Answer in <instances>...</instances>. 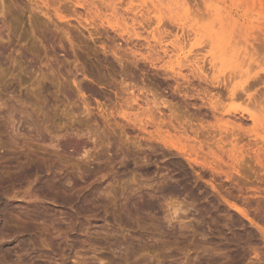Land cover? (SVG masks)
<instances>
[{
	"label": "rangeland",
	"instance_id": "1",
	"mask_svg": "<svg viewBox=\"0 0 264 264\" xmlns=\"http://www.w3.org/2000/svg\"><path fill=\"white\" fill-rule=\"evenodd\" d=\"M0 150L11 263L264 264V0H0Z\"/></svg>",
	"mask_w": 264,
	"mask_h": 264
},
{
	"label": "bare ground",
	"instance_id": "2",
	"mask_svg": "<svg viewBox=\"0 0 264 264\" xmlns=\"http://www.w3.org/2000/svg\"><path fill=\"white\" fill-rule=\"evenodd\" d=\"M51 4V3H50ZM111 25V24H110ZM9 26H11V25H9ZM113 28V27H112ZM89 29V28H88ZM95 29V28H94ZM99 31H100V29H99ZM140 121V120H139ZM172 124V123H171ZM171 127V126H170ZM195 130V129H194ZM230 134V133H229ZM239 134H241V133H239ZM216 135V134H215ZM241 136V135H240ZM235 137V136H234ZM206 138V137H205ZM208 139V138H207ZM240 139V138H239ZM209 140H211V139H209ZM240 140H242V139H240ZM191 141V140H190ZM203 141H205V140H203ZM240 142V141H239ZM196 143H198V142H196ZM204 143V142H203ZM230 143H231V141H230ZM211 144H213V143H211ZM214 146V145H213ZM2 147V146H1ZM214 148H216V147H214ZM5 151V150H4ZM243 151V150H242ZM256 151V150H255ZM7 152V151H6ZM6 152L4 153V152H2L1 150H0V159H3V158H5V156H6ZM8 154V153H7ZM261 155V154H260ZM263 156V155H262ZM13 157V156H12ZM14 158V157H13ZM8 159V158H7ZM15 160H16V158H15ZM245 160V159H244ZM241 161V160H240ZM2 162V161H1ZM9 162H10V160H9ZM13 162V161H12ZM17 162V161H16ZM19 162V161H18ZM9 165V164H8ZM14 166V165H13ZM16 166V165H15ZM2 168V167H1ZM10 168V167H9ZM25 168V167H24ZM8 171V170H7ZM24 171H25V169H24ZM29 171V170H28ZM38 171V170H37ZM0 172H2V171H0ZM12 172V171H11ZM10 172V173H11ZM20 172V171H19ZM21 172H22V170H21ZM20 172V174H22ZM9 173V172H8ZM9 173V174H10ZM2 174V173H1ZM5 174V173H4ZM27 175V174H26ZM7 176V175H6ZM4 178V177H3ZM1 179V178H0ZM5 179V178H4ZM66 180V179H65ZM1 181V180H0ZM5 181H7V180H5ZM51 186V185H50ZM8 188V187H7ZM6 189V188H5ZM4 189V190H5ZM50 189V188H49ZM1 190V189H0ZM3 190V191H4ZM42 190V189H41ZM45 190V189H44ZM7 191V190H6ZM9 192V191H8ZM41 193H42V191H40ZM44 193H45V196L46 197H49V198H51V197H53L54 195L51 193V191L49 192H46V191H44ZM44 195V194H43ZM2 196V194H0V204H1V206H0V243H1V241L6 237V236H8L7 234H9L8 232H11L12 230H15V229H13L12 228V230L10 229V227H12L11 226V224H9V222H12V221H10V220H12V218L13 219H16V214H14L15 212H13V209H14V204H12L10 201H7L8 199H6L5 200V198H2L1 197ZM60 197V196H59ZM55 200V199H54ZM66 200V199H65ZM5 203L4 205H3V207H2V203ZM65 204V203H64ZM19 205V204H18ZM18 207V206H17ZM23 207V206H22ZM150 207V206H149ZM16 208V207H15ZM18 208H16V210H17ZM21 209V208H20ZM23 209V208H22ZM27 209V208H26ZM24 210V209H23ZM19 211V210H18ZM33 211V210H32ZM24 212V211H23ZM41 212V211H40ZM26 213V212H25ZM30 213V212H29ZM31 213H33V212H31ZM19 215V214H18ZM34 215V214H33ZM15 217V218H14ZM18 218V217H17ZM19 219V218H18ZM24 219V218H23ZM25 220V219H24ZM15 221V220H14ZM16 223H18V222H16ZM13 224V223H12ZM128 224V223H127ZM10 225V226H9ZM16 225V224H15ZM24 225V224H23ZM18 226V225H17ZM21 226V225H20ZM14 227V226H13ZM19 227V226H18ZM22 229V228H21ZM16 230H19V229H16ZM25 230V229H24ZM27 230V229H26ZM15 232V231H14ZM20 232V231H19ZM5 234H6V236H5ZM15 235V234H14ZM20 235V234H19ZM9 237V236H8ZM7 237V238H8ZM10 239V238H9ZM16 239H17V237H16ZM19 242L17 243H13L14 244V246H13V249H23L25 246H26V242H25V238L23 237V238H18L17 239ZM28 240V239H27ZM11 241V240H10ZM3 242V241H2ZM4 243V242H3ZM12 244V243H11ZM12 244V245H13ZM11 245V246H12ZM1 246V245H0ZM9 246L10 245H8L7 246V248L10 250V248H11V246H10V248H9ZM29 246V245H28ZM27 246V247H28ZM5 248V247H4ZM7 248H5L7 251H9ZM29 248H30V246H29ZM5 249H3V246H2V248L0 247V264H30V263H32V262H29L28 263V261L25 263V262H18V260H14V261H16V262H9V260L11 259V258H9V257H11V256H6L5 254L7 253V252H5ZM26 249V248H25ZM127 249H128V247H127ZM137 249V248H136ZM14 251V250H13ZM12 250H10V252H12V254H14L15 252H13ZM19 251V250H18ZM18 251H16V253L18 252ZM126 251V250H125ZM22 252V251H21ZM130 252V251H129ZM9 253V252H8ZM15 253V254H16ZM14 254V255H15ZM21 254V253H20ZM125 254H127L126 252H125ZM7 255H9V254H7ZM17 255V254H16ZM131 255V254H130ZM19 254L17 255V259L19 258ZM91 256V255H90ZM123 256V255H122ZM125 256V255H124ZM123 256V257H124ZM126 256H128V255H126ZM7 257L9 258V259H7ZM129 257V256H128ZM13 258V257H12ZM20 258H21V256H20ZM23 258V257H22ZM125 258V257H124ZM31 259V258H30ZM64 259V258H63ZM100 259H102V258H100ZM104 259V258H103ZM103 259L101 260V261H103ZM122 259V258H121ZM126 259V258H125ZM12 261H13V259H11ZM24 260V259H23ZM34 260V259H33ZM112 261V260H111ZM114 261V260H113ZM123 261V260H122ZM81 262V261H80ZM78 263V264H83V263ZM37 263V262H36ZM85 263V262H84ZM113 263H115V262H113ZM125 263V262H124ZM134 263V262H133ZM35 264V263H34ZM39 264H43V263H39ZM51 264V263H50ZM72 264V263H71ZM86 264V263H85ZM88 264V263H87ZM106 264H111V263H109V261H108V263L106 262ZM116 264V263H115ZM118 264H122V262L121 263H118ZM127 264H129L128 262H127ZM131 264H132V262H131ZM142 264V263H141ZM262 264V263H261Z\"/></svg>",
	"mask_w": 264,
	"mask_h": 264
}]
</instances>
